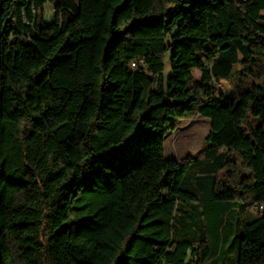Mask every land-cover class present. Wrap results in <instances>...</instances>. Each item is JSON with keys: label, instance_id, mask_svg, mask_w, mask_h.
I'll return each mask as SVG.
<instances>
[{"label": "trees", "instance_id": "trees-1", "mask_svg": "<svg viewBox=\"0 0 264 264\" xmlns=\"http://www.w3.org/2000/svg\"><path fill=\"white\" fill-rule=\"evenodd\" d=\"M263 22L264 0H0V264H264ZM197 117L225 150L200 175L166 156Z\"/></svg>", "mask_w": 264, "mask_h": 264}, {"label": "rangeland", "instance_id": "rangeland-1", "mask_svg": "<svg viewBox=\"0 0 264 264\" xmlns=\"http://www.w3.org/2000/svg\"><path fill=\"white\" fill-rule=\"evenodd\" d=\"M183 1H188V0H183ZM52 14H53V7L47 5L44 16L45 20L51 21L53 19ZM239 58L241 59L240 55ZM166 66H167L166 73L168 74L171 70V63L169 58H167ZM239 69H240V65L236 64L234 66L233 72H236ZM196 79L197 80L200 79V74L198 72H196ZM222 92H225L229 96L232 95L233 89L230 86L229 80L223 79L218 85V91H217L218 95ZM210 129H211V122L207 118L197 117L193 120L181 121L178 129L167 137L166 140L167 158H174L180 161L189 155L194 156L199 162L197 168H195L196 174L194 175H198V174L200 175L203 169H207L208 165H211L217 157L225 153V150H218L217 152L211 154L210 157L206 154L204 150V146L206 144V139L210 133ZM142 138L143 135L135 139L134 142L127 147L125 164L123 167L124 172H126L131 165L137 162L139 145ZM229 234L231 239L230 243L233 245V247L238 246V241H239L238 233L236 231H232ZM233 254L234 256H238V251L236 247L235 249H233Z\"/></svg>", "mask_w": 264, "mask_h": 264}, {"label": "built area", "instance_id": "built-area-1", "mask_svg": "<svg viewBox=\"0 0 264 264\" xmlns=\"http://www.w3.org/2000/svg\"><path fill=\"white\" fill-rule=\"evenodd\" d=\"M133 67H136V63H133L132 64ZM259 208V210H262L264 208V206H258V205H255L254 206V209L257 210Z\"/></svg>", "mask_w": 264, "mask_h": 264}]
</instances>
